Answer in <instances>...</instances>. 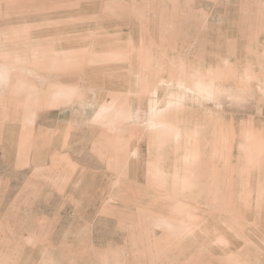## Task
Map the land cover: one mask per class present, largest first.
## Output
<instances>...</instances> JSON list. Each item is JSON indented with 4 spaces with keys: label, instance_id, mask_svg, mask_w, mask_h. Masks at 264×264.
<instances>
[{
    "label": "rangeland",
    "instance_id": "374dc122",
    "mask_svg": "<svg viewBox=\"0 0 264 264\" xmlns=\"http://www.w3.org/2000/svg\"><path fill=\"white\" fill-rule=\"evenodd\" d=\"M0 264H264V0H0Z\"/></svg>",
    "mask_w": 264,
    "mask_h": 264
}]
</instances>
